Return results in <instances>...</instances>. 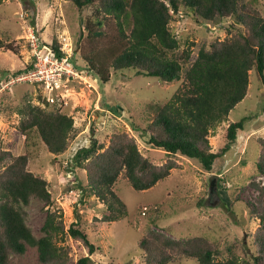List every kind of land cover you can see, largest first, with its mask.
Returning <instances> with one entry per match:
<instances>
[{"label": "rangeland", "instance_id": "rangeland-1", "mask_svg": "<svg viewBox=\"0 0 264 264\" xmlns=\"http://www.w3.org/2000/svg\"><path fill=\"white\" fill-rule=\"evenodd\" d=\"M255 6L264 16V0H255ZM92 10L78 9L66 0H2L0 5V34L11 46L0 49V146L12 155L28 154V170L48 182L53 198L52 205L31 201L26 207L27 225L36 237H41L48 211L59 215L65 229L79 221L98 246L90 255V264H144L138 242L149 228L182 240L204 237L219 247L218 259L231 255L247 258L246 253L254 250L253 235L258 227V219L249 216L247 203L256 205L258 192L252 183L264 184V176L257 173L255 166L257 140L264 138V84L258 74L254 69L249 71L247 95L229 112L226 121L210 130L209 143L216 151L225 142L227 125L245 119L230 149L207 172L197 160L168 155L147 142L149 136L144 129L158 104L183 87L181 79L163 82L125 70L111 71L109 81L102 83L87 70V62L80 55L81 47L86 52L85 43L78 40ZM229 23L230 19L205 23L182 12L170 23L179 41L174 55L178 58L184 50L189 51L191 64L201 46L227 36ZM33 30L44 46L50 47L56 40L63 56L76 67L74 75L61 79L56 88L11 82L15 77L12 73L32 61L29 38ZM110 31L107 26L106 33ZM104 41L101 39L97 46ZM26 99L42 106L47 102V109H58L73 118L76 136L63 154L50 153L35 131L27 138L18 131L17 107ZM115 131L134 137L139 151L154 165L171 158L177 167L144 191L134 190L119 177L114 190L125 206L121 208L124 213L118 220L100 221L105 206L82 189L85 171L76 166L74 156L94 138L108 144ZM212 182L215 189L210 192ZM55 241L66 252L64 264H74L77 258L87 255V248L68 235L57 236ZM9 264L40 263L36 249L27 246L22 256H11ZM168 264L199 263L177 256Z\"/></svg>", "mask_w": 264, "mask_h": 264}, {"label": "trees", "instance_id": "trees-1", "mask_svg": "<svg viewBox=\"0 0 264 264\" xmlns=\"http://www.w3.org/2000/svg\"><path fill=\"white\" fill-rule=\"evenodd\" d=\"M66 1L78 9L93 8L78 42L85 43L86 52L82 47L80 50L87 62L85 67L102 83L109 81L111 71L125 70L163 82L182 80L183 87L158 104L144 129L149 136L147 142L168 155L197 160L210 172L214 161L230 149L245 119L227 125L225 142L216 151L209 143L210 130L226 121L229 112L245 98L250 70L254 69L264 84V16L256 8L255 0ZM182 12L205 23L230 19L227 36L201 46L191 64L189 51L184 50L178 58L173 53L179 48V41L170 23ZM107 26L111 27L108 34ZM101 39L105 40L103 45L97 46ZM50 48L57 56L63 55L56 40ZM0 49H11L1 34ZM33 66L32 60L12 74L19 75ZM47 106V102L42 106L30 99L19 104L17 128L26 138L35 131L50 153L61 155L76 136L73 118ZM257 141L259 154L255 166L257 173L264 176V138ZM28 161V154L12 155L0 146V264H9L11 256H22L27 246L36 249L40 264H64L66 252L55 241L63 235L87 248V255L77 258L74 264H90V255L98 246L79 221L65 229L59 215L48 211L41 237H36L27 225L26 207L33 199L53 204L48 182L28 170ZM74 162L85 171L86 184L82 189L105 206L100 221H115L124 213L121 208L125 206L114 190L119 177L126 179L134 190L144 191L177 167L171 158L154 165L125 131L113 132L108 144L94 138L88 147L76 152ZM252 185L258 192L256 205L247 203V207L249 216L258 219V227L253 235L254 250L246 253L247 258L231 255L218 259L219 247L204 237L182 240L149 228L138 242L144 264H168L177 256L193 258L199 264H264V184Z\"/></svg>", "mask_w": 264, "mask_h": 264}, {"label": "built area", "instance_id": "built-area-1", "mask_svg": "<svg viewBox=\"0 0 264 264\" xmlns=\"http://www.w3.org/2000/svg\"><path fill=\"white\" fill-rule=\"evenodd\" d=\"M29 46L34 62L32 69L16 75L11 82H26L56 88L58 82L74 75L75 67L65 56H57L49 46H44L35 31H31Z\"/></svg>", "mask_w": 264, "mask_h": 264}, {"label": "water", "instance_id": "water-1", "mask_svg": "<svg viewBox=\"0 0 264 264\" xmlns=\"http://www.w3.org/2000/svg\"><path fill=\"white\" fill-rule=\"evenodd\" d=\"M213 188H214V182H212V183L210 184L209 191L211 192ZM214 189H215V188H214Z\"/></svg>", "mask_w": 264, "mask_h": 264}]
</instances>
